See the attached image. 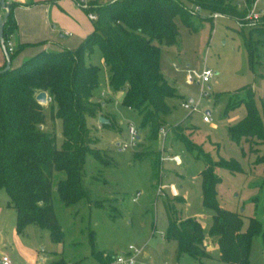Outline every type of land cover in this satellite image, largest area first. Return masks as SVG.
<instances>
[{"label":"rangeland","instance_id":"rangeland-1","mask_svg":"<svg viewBox=\"0 0 264 264\" xmlns=\"http://www.w3.org/2000/svg\"><path fill=\"white\" fill-rule=\"evenodd\" d=\"M33 1L53 6L49 22L54 28L48 27L42 40L59 41L75 54L93 28L84 7L75 0ZM228 1L240 11L246 5L245 0ZM189 7L196 10L197 6ZM196 14L199 18H192L193 28L175 17L179 32L175 44L154 42L160 47V71L177 93L166 99L170 107V113L162 117L166 137L159 134L150 140V125L143 126L138 111L122 103L124 91L109 86V70L99 48L84 55L86 64L98 68L92 100L101 105L98 115L87 119L94 147L102 155L101 161L86 155L82 184L88 196L66 205L53 189V209L63 237L60 242H52L48 229L35 225L17 233L15 209L7 206L9 197L0 190V259L6 255L11 264L59 260L64 264H114L112 258L132 245L141 250L136 264H226L220 261L218 247L209 236L214 211L205 207L202 199L200 172L207 165V155L213 162L222 157L240 163L241 172L215 167L214 174L220 180L217 200L220 207L242 215V231L247 230L251 218L259 223V231L250 242L248 264H264V181L263 165L258 162L264 144L256 139L251 146L244 141L238 144L229 133V128L245 117L249 93L264 131V16L257 27L239 28L237 21L228 16L211 18L213 12L208 9L200 8ZM45 43L28 44L26 49L33 52ZM52 46V50L62 49L58 44ZM187 68H206L213 76L205 84L196 80L188 83ZM190 99L199 103L198 111L190 113L182 107ZM43 107L46 123L42 129L52 132L60 146L61 122L49 120V99ZM204 116L211 119L209 123L203 121ZM100 117L112 125H102ZM131 125L137 130L135 146L121 150L120 146L129 140ZM173 129L196 149L189 152L171 132ZM166 154L177 155L180 162L162 160ZM159 187L167 194L157 195ZM164 201L170 203L176 218L193 217L202 224L209 258L177 256V242L161 239L167 228ZM98 253L102 254L101 262Z\"/></svg>","mask_w":264,"mask_h":264},{"label":"trees","instance_id":"trees-1","mask_svg":"<svg viewBox=\"0 0 264 264\" xmlns=\"http://www.w3.org/2000/svg\"><path fill=\"white\" fill-rule=\"evenodd\" d=\"M245 1L240 11L228 0H90L85 10L96 15L93 30L81 41L75 54L68 49L41 50L13 65L22 47L13 48L9 53L11 68L0 73V190L6 191L8 205L15 209L17 233L35 225L48 229L52 242H60L63 235L53 209V189L66 205L86 198L88 191L82 184L86 155L102 160L87 125V119L96 117L101 109L92 100V91L98 85V68L86 64L84 55L89 56L94 47L99 48L109 70V86L124 91L122 103L138 111L142 125L151 127L149 139H156L164 126L162 117L170 113L166 99L176 97L177 93L160 71V47L154 42L165 45L177 42L176 16L193 28L192 18L199 17L191 5L221 12L237 21L253 0ZM12 5L4 24L5 43L14 29L10 18ZM41 91L48 95L49 120L61 122L60 146L52 132L42 129L46 115L43 105L35 100ZM245 107V117L229 128L231 139L250 146L255 139L264 144L260 116L250 93ZM171 132L189 152L196 149L177 130ZM135 156L141 157L139 153ZM204 157L207 165L200 172L202 199L204 206L214 211L209 236L218 247L221 262L248 264L250 242L259 231V223L251 218L247 230L242 231V215L218 203L216 186L220 180L214 174L215 167L241 172V165L233 158L220 157L213 162L207 155ZM258 162L263 165L264 181V153ZM164 207L165 239L177 242V256L209 258L202 224L193 217L176 218L167 201ZM96 257L101 262L102 254Z\"/></svg>","mask_w":264,"mask_h":264},{"label":"crops","instance_id":"crops-1","mask_svg":"<svg viewBox=\"0 0 264 264\" xmlns=\"http://www.w3.org/2000/svg\"><path fill=\"white\" fill-rule=\"evenodd\" d=\"M81 1V0H80ZM85 1V0H84ZM8 5H11V21L14 25L13 32L9 38L10 43H12L13 48L22 47L21 51L17 54L14 58V65H18L22 62V60L33 56L35 53L46 50V51H60L51 49L53 48L52 45L58 44L62 47L61 50L67 49L66 46L61 42H56V40H52L51 42H47L46 40H42L46 38L48 27L54 28L51 23L49 22L51 19L52 9L53 6H50L49 2H36L33 0H6ZM5 11L1 8L0 5V20L3 18ZM88 17V16H87ZM89 19V18H88ZM90 20V19H89ZM92 22V21H91ZM93 30V28H92ZM91 30V31H92ZM90 33V32H89ZM87 33V34H89ZM86 34V35H87ZM67 35V34H65ZM13 38V41L11 39ZM85 38V37H84ZM83 38V39H84ZM46 42V43H45ZM36 44V43H45L37 48L35 51H27L26 45L28 44ZM26 49V52H25ZM12 61V63H13ZM5 64V58L0 48V66ZM167 135V132H166ZM166 135L164 137H166ZM168 155V154H166ZM163 160V159H162ZM169 161V160H165ZM163 162V161H162ZM172 162V161H169ZM165 194H167L165 192ZM173 196H178L173 195ZM184 198V196H183ZM185 200V198H184ZM7 206L8 200H7ZM12 208V207H11ZM15 220H16V212H15ZM16 222V221H15ZM161 239H165V234L160 235ZM125 251V250H123ZM121 251V252H123ZM138 258V257H137Z\"/></svg>","mask_w":264,"mask_h":264},{"label":"built area","instance_id":"built-area-1","mask_svg":"<svg viewBox=\"0 0 264 264\" xmlns=\"http://www.w3.org/2000/svg\"><path fill=\"white\" fill-rule=\"evenodd\" d=\"M75 1L77 4L83 6L84 9L88 7L87 3L85 4V2H81L80 0H75ZM198 9H200L199 6L196 7V10ZM196 10H193V11L196 13ZM87 16L91 21H94L96 19V15L91 12H89ZM224 16H227V15L221 12H214L211 18L216 20ZM263 16H264V0H253L250 6L247 8L246 13L240 19L237 20V25L239 28L257 27L258 25L261 24ZM5 44H6L8 52L9 53L12 52L13 47L11 43L8 41ZM212 76H213V73L209 69H206V68H203L202 71H197L195 69H189V68L185 69V78L188 83H192L194 80H196L197 82H200L201 84H205L210 81ZM203 94L207 95L206 92H204ZM198 106H199V103L194 102V101L188 102V103L187 102L182 103V107L186 110H189L190 113L198 111ZM210 120L211 119L208 116L203 117V121L205 123H209ZM160 134L163 137L166 135V131L164 128L160 130ZM128 135H129V140L120 146L121 150H126L128 148H133L135 146V142L138 137H137V130L135 129L134 126L131 125L129 127ZM163 160H169L174 163L180 162V159L177 155H173V156L166 155L163 158ZM171 189L173 190L174 187L172 186ZM136 195L138 196L139 193H137ZM157 195L164 196L165 195L164 188L159 187ZM132 200L135 201L136 198H133ZM140 253H141L140 249H137L134 246L130 245L125 251L120 252L117 256H115L113 263L114 264H136L137 257L139 256ZM0 264H11V262L6 255H3L0 259Z\"/></svg>","mask_w":264,"mask_h":264},{"label":"water","instance_id":"water-1","mask_svg":"<svg viewBox=\"0 0 264 264\" xmlns=\"http://www.w3.org/2000/svg\"><path fill=\"white\" fill-rule=\"evenodd\" d=\"M81 2H84V0H81ZM0 5H1V8L5 11L3 18L0 20V48L5 58V66L2 69H0V73H3V72L8 71L11 68V58H10V54L6 47L5 40H4V34H3L4 24L9 15V5L6 3V0H0ZM35 100L40 105H45L47 104V101H48V95L45 91H41L36 94ZM192 101H193L192 99L189 100V102H192ZM206 114L209 115V111H206ZM99 123H101L102 125H107L110 123V121L104 117H100Z\"/></svg>","mask_w":264,"mask_h":264}]
</instances>
